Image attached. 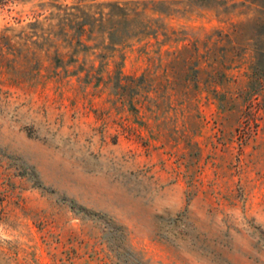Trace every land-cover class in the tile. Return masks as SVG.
Segmentation results:
<instances>
[{
	"label": "rangeland",
	"instance_id": "1",
	"mask_svg": "<svg viewBox=\"0 0 264 264\" xmlns=\"http://www.w3.org/2000/svg\"><path fill=\"white\" fill-rule=\"evenodd\" d=\"M0 264H264V0H0Z\"/></svg>",
	"mask_w": 264,
	"mask_h": 264
},
{
	"label": "trees",
	"instance_id": "2",
	"mask_svg": "<svg viewBox=\"0 0 264 264\" xmlns=\"http://www.w3.org/2000/svg\"><path fill=\"white\" fill-rule=\"evenodd\" d=\"M123 242H124V244H125V242H126V238L124 237V240H123Z\"/></svg>",
	"mask_w": 264,
	"mask_h": 264
}]
</instances>
